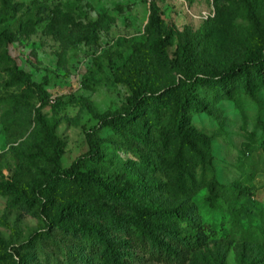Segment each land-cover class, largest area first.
<instances>
[{"label": "rangeland", "instance_id": "1", "mask_svg": "<svg viewBox=\"0 0 264 264\" xmlns=\"http://www.w3.org/2000/svg\"><path fill=\"white\" fill-rule=\"evenodd\" d=\"M151 1L0 0V32L12 34L10 43L0 38V180L28 186L50 169L39 148L35 108L41 98L33 83L48 92L43 111L64 143L63 166L70 167L88 151L86 133L99 117L125 109L131 91L115 75L133 54L149 60L144 85L156 91L186 82L177 61L220 71L243 62L264 38V0H256L255 18L248 0H154L171 38L160 59L150 50L155 37L146 33ZM95 21L97 35L90 27ZM15 67L30 81L17 79ZM186 89L212 110L193 113V125L211 137L212 158L191 159L198 186L192 195L168 192L164 174L142 166L150 147L110 127L96 131L101 157L83 159V168L131 190L128 182L148 184L135 198L142 206L196 205L215 234L187 264H264V88H256V98L237 89L232 99L208 86L187 83ZM214 177L225 196L212 203L207 183ZM75 198L95 213L74 215V230L66 231L46 226L52 211L27 209L0 193V264H95L84 234L115 237L110 219L116 210L108 198L69 185L54 204ZM132 252V264H157Z\"/></svg>", "mask_w": 264, "mask_h": 264}, {"label": "trees", "instance_id": "2", "mask_svg": "<svg viewBox=\"0 0 264 264\" xmlns=\"http://www.w3.org/2000/svg\"><path fill=\"white\" fill-rule=\"evenodd\" d=\"M248 7L255 18L256 0H248ZM90 27L97 35L98 22H91ZM163 31L161 9L152 0L146 33L155 37L150 50L160 59L165 56L171 42V38L165 36ZM0 38L10 43L12 34L1 31ZM189 54L191 56V52ZM148 63L146 58H138L133 54L118 70L116 81L127 85L131 91L127 105L119 113L99 117L98 125L86 133L88 151L70 167L63 166L64 143L43 111L49 104L48 92L42 83H33L41 98V104L35 108V121L41 133L39 148L49 161L50 169L28 186H21L8 178L0 180V193L12 197L14 204L27 209L38 207L52 211L45 219V224L53 229L74 230V225L69 221L74 215L88 211L95 213L94 209L85 206L77 198L65 200L56 206L54 200L66 185L108 198L116 210V216L110 219L112 228L117 232L115 237L95 236L94 231L84 234L88 239L89 253L97 257L95 264H132L136 260L133 249L157 264H187L207 246L215 234L214 227L203 222L193 203L142 206L136 203L135 198L137 193L149 190L148 184H131L127 181L129 186L134 185V190H131L109 183L94 171L85 170L83 159L101 157L96 131L110 127L119 134H131L150 147L151 154L141 161L143 168L152 175L164 174V186L168 192L192 195L198 186L190 173L191 159L197 157L205 163L212 158L211 137L193 125V113L211 114L212 110L207 102L187 92V83L208 86L226 99H232L237 89L256 98V88H264V38L253 47L243 62L220 71L196 68L186 61H177L186 76V82L175 83L162 90L151 91L144 85V77L150 71ZM11 71L20 81H30L29 73L16 67ZM139 120L144 121L141 127L137 126ZM151 128L157 131L151 132ZM207 187L212 203L225 196L224 185L216 177L207 183ZM238 187L248 189L243 185ZM88 264L94 263L88 260ZM240 264L245 262L240 261Z\"/></svg>", "mask_w": 264, "mask_h": 264}]
</instances>
